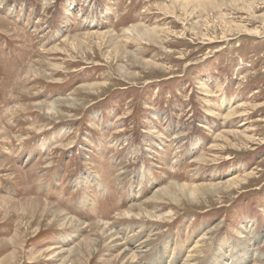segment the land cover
I'll return each instance as SVG.
<instances>
[{"label": "rangeland", "instance_id": "374dc122", "mask_svg": "<svg viewBox=\"0 0 264 264\" xmlns=\"http://www.w3.org/2000/svg\"><path fill=\"white\" fill-rule=\"evenodd\" d=\"M123 262L264 264V0H0V264Z\"/></svg>", "mask_w": 264, "mask_h": 264}, {"label": "bare ground", "instance_id": "6f19581e", "mask_svg": "<svg viewBox=\"0 0 264 264\" xmlns=\"http://www.w3.org/2000/svg\"><path fill=\"white\" fill-rule=\"evenodd\" d=\"M147 31H150V30H144L143 31V33L142 34H144L145 32H147ZM49 110V109H48ZM217 115V114H216ZM226 183V182H225ZM209 185V184H208ZM217 185H221L222 186V188H225V187H228L229 186V184L228 185H226V184H224V186H223V184L221 183V184H217ZM178 186V188H180V190H184V192L183 191H181V195L183 194L184 196H186V198H191V197H193V196H196V195H198L201 191H204L205 189L206 190H210V188H208V187H210V186H208V187H205V186H200V185H197V186H195V187H192V189H191V187H185V186H179V185H177ZM176 187V186H175ZM202 188V190H200ZM157 193H158V195L160 196V195H166L167 197H171V194H170V192H168V190L166 189V188H164V189H161V190H158V191H156ZM199 192V193H198ZM183 196V197H184ZM160 198H155V196L153 195V196H151V198H150V200H152L153 202H155L156 200H159ZM143 205V204H142ZM129 208V207H128ZM138 208H140V207H138ZM127 210V209H126ZM125 211V210H124ZM146 213H148V214H150V215H153L152 214V212H146ZM122 214H126L125 216L126 217H130V218H132L133 216H128L129 215V211L127 210V211H125V212H122ZM154 218H155V216H154ZM156 219V218H155ZM72 221V220H71ZM71 223V222H70ZM109 236V235H108ZM110 236H113V235H110ZM114 243V245H117V246H122V244H121V242L118 240V238L117 237H113V240H112ZM111 241V242H112ZM123 242H124V240H123ZM112 244V243H111ZM119 244V245H118ZM141 245H143V243L141 244ZM113 248H114V246H112ZM123 247V246H122ZM125 247V246H124ZM123 247V248H124ZM140 248H141V246H140ZM117 249H118V247H117ZM142 249V248H141ZM140 249V250H141ZM119 250H121L120 248L118 249V251ZM143 250V249H142ZM127 251H128V249H125L124 248V250L123 251H121V254H120V257H121V260H122V258L125 260V256L128 254L127 253ZM123 252V253H122ZM129 252V251H128ZM127 253V254H126ZM134 257V256H133ZM132 259L131 258V254H129V256H128V258L127 259ZM128 262V261H127ZM131 262H132V260H131ZM123 264H125L124 262H123Z\"/></svg>", "mask_w": 264, "mask_h": 264}]
</instances>
